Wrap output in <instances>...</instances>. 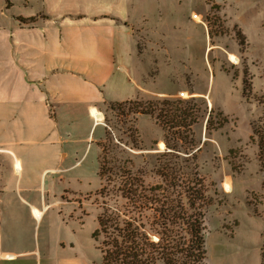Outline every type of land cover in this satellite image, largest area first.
<instances>
[{
	"label": "rangeland",
	"instance_id": "1",
	"mask_svg": "<svg viewBox=\"0 0 264 264\" xmlns=\"http://www.w3.org/2000/svg\"><path fill=\"white\" fill-rule=\"evenodd\" d=\"M135 1L145 16L138 43L144 66L138 67H147L152 91L141 96L153 101L99 111L98 167L88 169L77 186H67L58 171L28 173L7 153L13 168L0 167V195L5 186L22 188L20 205L28 211L17 206L16 229L5 226V234L0 228L2 253L7 246L11 252L8 233L17 241L4 264H75L89 257L100 264L92 239L97 218L104 206L125 203L121 185L136 178L146 187L162 186L151 194L158 201L154 210L143 215L149 230L160 229L166 216L159 200L167 196V217L181 242H189L188 223L203 219L209 233L203 264H261L264 153L261 162L258 137H252L254 126L264 130V0ZM26 3L0 0V25L32 12ZM164 100L178 101L193 117L192 126L164 129L139 114ZM225 183L230 188L221 191Z\"/></svg>",
	"mask_w": 264,
	"mask_h": 264
},
{
	"label": "crops",
	"instance_id": "2",
	"mask_svg": "<svg viewBox=\"0 0 264 264\" xmlns=\"http://www.w3.org/2000/svg\"><path fill=\"white\" fill-rule=\"evenodd\" d=\"M26 5L32 12L19 16L33 22L0 25V167L13 168L11 152L28 173L58 171L67 186H77L88 169L98 167L101 153L96 141L102 130L90 111L104 113L111 105L152 95L148 69L138 67L144 66L138 43L145 16L135 0H27ZM24 193L6 186L1 192L5 234V226L16 229ZM8 234L11 252L9 246L0 250V264L17 245L13 232ZM73 262L92 264L90 257Z\"/></svg>",
	"mask_w": 264,
	"mask_h": 264
},
{
	"label": "trees",
	"instance_id": "3",
	"mask_svg": "<svg viewBox=\"0 0 264 264\" xmlns=\"http://www.w3.org/2000/svg\"><path fill=\"white\" fill-rule=\"evenodd\" d=\"M20 20L26 23L33 22L34 18ZM177 102L170 100L150 102L139 114L153 117L164 129L190 128L194 123L193 117L186 109H179L176 106ZM254 136L258 137L257 145L261 161V155L264 153L262 127H253L252 140ZM164 179L167 182L166 177ZM161 189V185L146 187L137 178L136 182L126 181L120 188L125 203L121 207L108 205L102 208V213L97 218L98 227L92 234V239L98 244L101 253L100 264H203L206 259L202 236L203 219L196 218L188 223L189 242L188 244L181 242L167 217L169 210H172L169 207V199L163 196L164 200L159 202H162V214L166 217L158 225L160 229L149 230L143 222V215L154 210L152 207L158 202L151 194ZM105 190L103 188L102 193ZM152 234L157 236V241L151 237ZM261 264H264V232Z\"/></svg>",
	"mask_w": 264,
	"mask_h": 264
},
{
	"label": "bare ground",
	"instance_id": "4",
	"mask_svg": "<svg viewBox=\"0 0 264 264\" xmlns=\"http://www.w3.org/2000/svg\"><path fill=\"white\" fill-rule=\"evenodd\" d=\"M231 58L234 62L236 61V58L234 56H232ZM94 113L96 114V117L98 118L97 121H98L101 118V114L95 110H94ZM223 185H224V187L221 185V191H228L230 186L227 183H225ZM208 235H209L208 230L206 228H203L202 229V236L205 240L207 239Z\"/></svg>",
	"mask_w": 264,
	"mask_h": 264
},
{
	"label": "built area",
	"instance_id": "5",
	"mask_svg": "<svg viewBox=\"0 0 264 264\" xmlns=\"http://www.w3.org/2000/svg\"><path fill=\"white\" fill-rule=\"evenodd\" d=\"M197 19V18H196ZM198 21H200L199 19H197ZM182 96H186L185 94H182ZM96 111V110H95ZM90 114H91V116L93 117V119H94V121H95V123L96 124H98V122H99V120L101 119H99L98 121H97V117H96V114L94 113V110H92V111H90ZM161 148V147H160ZM162 148H165V147H162Z\"/></svg>",
	"mask_w": 264,
	"mask_h": 264
}]
</instances>
